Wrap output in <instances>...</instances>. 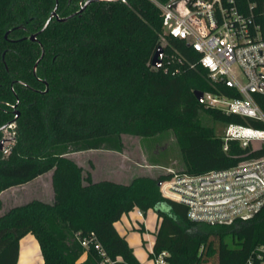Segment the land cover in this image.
I'll return each mask as SVG.
<instances>
[{
  "label": "trees",
  "instance_id": "obj_1",
  "mask_svg": "<svg viewBox=\"0 0 264 264\" xmlns=\"http://www.w3.org/2000/svg\"><path fill=\"white\" fill-rule=\"evenodd\" d=\"M86 1L0 0V140L4 126H15L9 151L0 150V195L50 172L54 190L52 203L35 199L0 215V264H18L28 234L37 239L44 264H104L94 245H82L91 236L115 264H141L115 227L135 210L145 217L153 210L159 219L151 259L167 252V264H248L251 257L257 263L264 208L230 225L192 222L185 205L161 195L158 183L169 176L94 181L68 157L122 152V135L153 138L168 131L180 147L182 172L190 175L264 154L263 144L244 149L238 141L225 150L223 135L203 123L202 112L225 128L264 130V122L200 103L194 92L212 90L203 69L172 76L152 67L162 44L161 11L152 0H98L79 13ZM236 1L244 11L254 4L264 26V0ZM55 10L67 21L54 17L42 31ZM33 34L37 41L30 40ZM168 43L165 53L177 49L190 58L183 42L168 37ZM254 98L264 113V95Z\"/></svg>",
  "mask_w": 264,
  "mask_h": 264
},
{
  "label": "built area",
  "instance_id": "obj_2",
  "mask_svg": "<svg viewBox=\"0 0 264 264\" xmlns=\"http://www.w3.org/2000/svg\"><path fill=\"white\" fill-rule=\"evenodd\" d=\"M152 1L161 11V46H169L168 37L173 38L183 42L190 55L177 49L164 51L160 69L172 76L186 69H203L212 89L203 95L206 108L264 122L254 98L255 94L264 95V26L255 19L254 4L244 11L236 0ZM223 138L225 150L229 141H238L246 149L252 143L264 145V130L251 124H230ZM164 176L169 177L162 181L161 195L185 205L192 222L234 223L264 208V154L226 170L190 175L166 169ZM136 214L143 216L140 210ZM82 245H94L104 264H115L95 236L82 240ZM255 253L257 263L251 257L248 264H264V247ZM167 256L163 252L154 258V264H167Z\"/></svg>",
  "mask_w": 264,
  "mask_h": 264
},
{
  "label": "rangeland",
  "instance_id": "obj_3",
  "mask_svg": "<svg viewBox=\"0 0 264 264\" xmlns=\"http://www.w3.org/2000/svg\"><path fill=\"white\" fill-rule=\"evenodd\" d=\"M203 123L209 126H215L218 135H223L225 127L214 123L212 119L204 114ZM15 126L3 132L6 144L4 150L10 147L14 138ZM124 148L122 152L108 150H92L69 154L79 166L84 169L85 174H95L97 181L117 180L128 183L135 176H149L158 178L166 173V169H172L175 172L183 171V160L180 147L172 131L162 133L153 138H141L130 135H122ZM260 143H254V147H259ZM4 152V155L7 152ZM51 173L43 175L39 181H35L21 187L13 189L1 195L0 215H3L10 208L26 204L39 197L49 201L51 192ZM121 227V226H119ZM141 233L133 230L127 237L130 245L134 248L135 256L143 264H153L149 257L153 235ZM143 239L147 241L146 245Z\"/></svg>",
  "mask_w": 264,
  "mask_h": 264
},
{
  "label": "crops",
  "instance_id": "obj_4",
  "mask_svg": "<svg viewBox=\"0 0 264 264\" xmlns=\"http://www.w3.org/2000/svg\"><path fill=\"white\" fill-rule=\"evenodd\" d=\"M42 177L43 176H40L30 183H33L35 181H39ZM92 177H93L94 181H97L95 179V174H93ZM110 181H114V182L122 183V184H129V182H130L129 181L128 183H125V182L117 181V180H110ZM30 183H28L26 185H29ZM23 186H25V185H22L21 187H23ZM11 189H13V188H11ZM51 189H52L51 190L52 196L49 198L48 202L45 201L44 199L40 198V197L37 200H41V201H44L47 203H52L54 201V190H53V186H52V173H51ZM7 191H5V192H7ZM5 192H3V193H5ZM1 195H0V198H1ZM158 224H159L158 216L153 210H150L146 217L144 215L141 217L138 216L136 214V210H135V211H133L127 215H124L122 217V219L115 224V227L118 230V232L127 239L128 243H129V240L127 237L130 235L131 231H133V230L140 231L141 228H144V232L140 231L141 233H148L147 235H149V234L153 235V243L150 245L151 249H153V245H154V241H155V232L157 231ZM119 226H121V227H119ZM143 243L146 245L147 241H145L143 239ZM129 245H130V243H129ZM130 246L132 247V245H130ZM151 262L154 264V260H152ZM140 263H141V261H140ZM18 264H44V260L42 257V253H41L39 243H38L37 239L32 234H28L27 236H25L20 241V253H19ZM141 264H143V263H141Z\"/></svg>",
  "mask_w": 264,
  "mask_h": 264
},
{
  "label": "water",
  "instance_id": "obj_5",
  "mask_svg": "<svg viewBox=\"0 0 264 264\" xmlns=\"http://www.w3.org/2000/svg\"><path fill=\"white\" fill-rule=\"evenodd\" d=\"M95 1H98V0H88V1H86V3L84 4V6H82V8L80 9L79 13L83 12L90 3L95 2ZM172 6L175 7L176 4H173ZM54 17H56L61 22L67 21V18H63V19L59 18L57 16L56 10H55V11L52 12V14H51L48 22L46 23V25L44 26V28L42 29V31H44V29L49 25V23L51 22V20ZM6 36H7V34H6ZM30 40L31 41H37V34H33L32 36H30ZM163 54H164V48L162 46H159L157 48L155 54L153 55L152 60H151L152 67H154L156 69H160L162 67V57H163ZM35 70H36V66H35ZM194 94H195L197 100L200 103H202L203 102L204 92L197 90V91L194 92ZM19 116H20V113L17 111L16 112V117H15L14 121L17 120ZM11 124L12 123H9L8 125L4 126L1 131H3L5 129H7L8 127H10ZM3 143H4L3 141L0 143V150L3 149ZM161 184H162V181H160L158 183V186L160 187ZM255 216H256V214H252V215H249V216L244 217L243 220H250V219H253ZM232 223H233V221H225V222H222V223H215V224H210V225H217V224L230 225Z\"/></svg>",
  "mask_w": 264,
  "mask_h": 264
},
{
  "label": "flooded vegetation",
  "instance_id": "obj_6",
  "mask_svg": "<svg viewBox=\"0 0 264 264\" xmlns=\"http://www.w3.org/2000/svg\"><path fill=\"white\" fill-rule=\"evenodd\" d=\"M88 1V0H87ZM13 127V124L10 126V127H8L7 129H5V130H8L9 128H12ZM5 130H3L2 132H4ZM4 142L3 143V149L1 150V151H3L4 150V146H5V144H6V140L4 139V136H2V138H1V140H0V143L1 142Z\"/></svg>",
  "mask_w": 264,
  "mask_h": 264
}]
</instances>
